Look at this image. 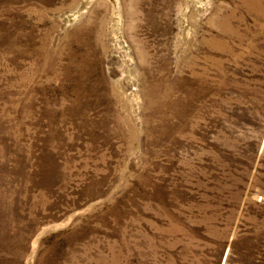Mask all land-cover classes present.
<instances>
[{
    "label": "rangeland",
    "instance_id": "rangeland-1",
    "mask_svg": "<svg viewBox=\"0 0 264 264\" xmlns=\"http://www.w3.org/2000/svg\"><path fill=\"white\" fill-rule=\"evenodd\" d=\"M0 264H264V0H0Z\"/></svg>",
    "mask_w": 264,
    "mask_h": 264
}]
</instances>
